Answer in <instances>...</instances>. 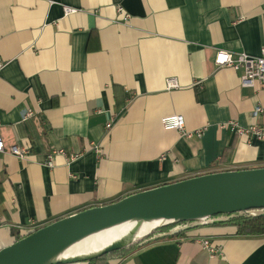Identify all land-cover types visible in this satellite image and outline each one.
<instances>
[{"label": "crops", "instance_id": "crops-1", "mask_svg": "<svg viewBox=\"0 0 264 264\" xmlns=\"http://www.w3.org/2000/svg\"><path fill=\"white\" fill-rule=\"evenodd\" d=\"M263 47L264 0H0V250L138 192L264 168V141L229 126L261 123L253 111L264 106V87L215 64L218 51L256 58ZM170 115L201 135L164 130ZM13 146L32 152L20 159ZM52 150L66 154L51 168ZM188 226L125 258L79 264H264V236Z\"/></svg>", "mask_w": 264, "mask_h": 264}, {"label": "water", "instance_id": "water-1", "mask_svg": "<svg viewBox=\"0 0 264 264\" xmlns=\"http://www.w3.org/2000/svg\"><path fill=\"white\" fill-rule=\"evenodd\" d=\"M253 211H264V168L210 173L138 192L37 229L0 250V264L90 263L163 227L185 224L147 241L178 235L192 228L188 224L220 225L228 221L222 216H264ZM123 226L130 228L115 241L84 254H70L94 236Z\"/></svg>", "mask_w": 264, "mask_h": 264}, {"label": "built area", "instance_id": "built-area-1", "mask_svg": "<svg viewBox=\"0 0 264 264\" xmlns=\"http://www.w3.org/2000/svg\"><path fill=\"white\" fill-rule=\"evenodd\" d=\"M122 11L123 10L120 9V12ZM64 12L65 15L68 16L69 14L75 13L76 10L65 7ZM126 17L128 18L129 16ZM215 64L219 68H232L236 71L243 69L244 75L242 77V82L244 86L253 87L258 83L264 87V47L261 50V55L256 58L245 53L238 54L236 58H234L233 54L231 53L218 51L215 57ZM2 67L3 63L0 60V70ZM167 88L170 90L179 88L178 82L176 80H168ZM32 116V110L28 109L25 112L24 119L30 118ZM253 116L255 119H261V123L255 124L249 128L241 127L235 122H231L229 126L237 135H241L247 138L255 137L258 141L262 142L264 141V106H256L253 111ZM161 123L164 130L180 132L186 139H193L201 135V132L191 133L186 131V121L184 116L182 115L166 116L162 118ZM98 149L99 148L96 146V152L98 151ZM4 152H6V149L3 139L0 135V153ZM8 152L20 159H25L31 154L32 148L29 146H13L9 148ZM58 154L65 155L66 152L63 150H52L48 154L45 164L52 168L54 166V157ZM78 156L79 155H70L69 158L70 160H75L78 158ZM202 244L204 249L209 253L211 257H215L216 255H218V249L212 246L209 241H204Z\"/></svg>", "mask_w": 264, "mask_h": 264}, {"label": "trees", "instance_id": "trees-1", "mask_svg": "<svg viewBox=\"0 0 264 264\" xmlns=\"http://www.w3.org/2000/svg\"><path fill=\"white\" fill-rule=\"evenodd\" d=\"M229 151H231V149H227L226 150V154ZM217 172H212V173H217ZM221 172H223V171H221ZM120 200H122V199H120ZM120 200H118V201H120ZM261 212H264V211H253V213H255V214H259ZM222 217L225 218V219H228V221L223 223V225L231 224V225L237 227L238 234L241 235V236H264V216H257V215L254 216L253 214H244V213L241 214V213H238V214L233 215L232 217H230V216H222ZM182 225H185V224L170 225V226H167V227H163L161 229H158L156 231L155 235H160V234H164V233L166 234L169 231H171L173 228H175L177 226H182ZM155 235H152L149 238H146V239H144L142 241H139V242L133 244L132 246H130L128 248H125V249L110 253V254L102 257L101 259H106V258H125L128 254H130L135 249L140 248L143 245L149 243L147 240L151 239ZM175 236H177V235H175ZM24 237L25 236H18L17 237V241L21 240ZM101 259H98V260H101ZM92 262H94V261H92Z\"/></svg>", "mask_w": 264, "mask_h": 264}, {"label": "bare ground", "instance_id": "bare-ground-1", "mask_svg": "<svg viewBox=\"0 0 264 264\" xmlns=\"http://www.w3.org/2000/svg\"><path fill=\"white\" fill-rule=\"evenodd\" d=\"M129 226H123L114 230H110L104 233H101L93 238L87 240L86 242L80 244L75 249L71 251V255L84 254L93 250H97L102 246H105L119 237L123 236L128 230Z\"/></svg>", "mask_w": 264, "mask_h": 264}]
</instances>
